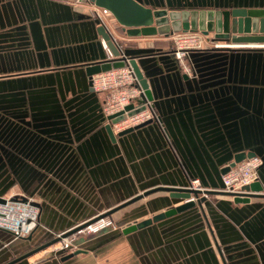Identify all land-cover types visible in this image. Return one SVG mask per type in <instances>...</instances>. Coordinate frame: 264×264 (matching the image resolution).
Wrapping results in <instances>:
<instances>
[{"label":"crops","instance_id":"obj_1","mask_svg":"<svg viewBox=\"0 0 264 264\" xmlns=\"http://www.w3.org/2000/svg\"><path fill=\"white\" fill-rule=\"evenodd\" d=\"M138 1L154 9H264V0ZM90 5L0 0V196L33 197L40 207L29 240L0 230V264L150 190L194 180L209 194L192 208L126 235L77 237L70 253L79 252L68 259L48 249L15 264H264V197L221 194L224 169L252 152L262 160L256 181L264 195V45L193 51L185 75L163 36L128 37L106 16L156 115L111 140L105 94L91 90L86 74L109 57ZM183 201L158 191L110 217L123 227Z\"/></svg>","mask_w":264,"mask_h":264},{"label":"water","instance_id":"obj_2","mask_svg":"<svg viewBox=\"0 0 264 264\" xmlns=\"http://www.w3.org/2000/svg\"><path fill=\"white\" fill-rule=\"evenodd\" d=\"M87 1L97 7L107 9L120 30L131 38L139 37H155L164 36L169 37L175 33L185 32H200L203 35L212 34L213 40L218 42H230L233 45H264V9H181L173 10L166 8H150L144 6L138 0H78ZM98 22V21H97ZM101 35L107 50L112 56V59L103 60L94 64H89L86 67V74L88 76V84L91 90V82L89 81L92 75L106 72L114 68L124 67L127 63L132 67L135 77L138 81L139 86L143 90V100L150 101V92L148 90L147 82L143 78V75L136 63L134 57H126L123 54L122 48L119 47L110 31L105 25L99 22L97 29ZM222 49V48H221ZM231 49V48H230ZM132 105H129L127 109H131ZM144 106L129 112V115L135 114L140 110H143ZM110 123L106 124L105 129L111 140H114V133L111 129V124L116 123L124 119L122 114H116L107 118ZM153 120L143 122L133 128L123 130L116 135L127 134L137 128H140ZM252 152H240L233 158V162L224 169V173L240 163L246 158L254 157ZM262 166V165H261ZM260 166V167H261ZM259 171V170H258ZM244 190L249 192L252 191L255 194H247L244 197H234L235 201L247 202L252 196L264 197L260 195L262 187L258 181H254L248 186L244 187ZM164 191L168 192V195L172 199L184 200L183 203L175 207L165 209L164 211L153 215L150 218L134 222L127 225L122 229L123 234H129L131 232L141 230L152 223H156L165 218L171 217L177 213L183 212L189 208H192L196 203L199 202V195L202 194L199 190L189 188H156L144 193L142 196L135 197L134 199L118 206L100 217L110 216L114 212L121 208L128 206L144 196H148L152 193ZM204 194H209L208 191H204ZM224 195H230L225 192H221ZM191 197L195 198V201L189 200ZM188 200V201H186ZM2 201L0 196V202ZM96 218V219H97ZM95 220V219H94ZM82 226L72 229L68 233L63 234V237H67L71 233L78 231ZM31 235L25 239H30ZM58 239V238H57ZM55 239V241H58ZM52 241L51 243H53ZM48 243L41 247L44 249ZM79 251L69 253L64 258L68 259L78 254ZM30 253H27L15 260H12L6 264H15L21 260L27 258Z\"/></svg>","mask_w":264,"mask_h":264},{"label":"built area","instance_id":"obj_3","mask_svg":"<svg viewBox=\"0 0 264 264\" xmlns=\"http://www.w3.org/2000/svg\"><path fill=\"white\" fill-rule=\"evenodd\" d=\"M89 8L91 17L103 25H105L104 18L106 16L112 17L107 9L93 4ZM170 38H172L174 57L185 75L192 74V68L188 60L191 52L211 48H227L224 46L228 45L214 41L213 36L203 35L200 32L175 33ZM107 52L109 55L107 59H112L108 50ZM89 81L94 91L105 94L102 101V112L106 123H110L107 119L109 116L116 114L124 116L123 120L111 124L114 134L156 118L152 102L143 100V90L139 86L132 67L128 63L124 67L92 75ZM129 105H132L131 109H127ZM141 106H144L143 110L129 115L130 111L138 109ZM261 165L262 160L254 156L246 158L230 168L229 171L222 175V192L230 194L233 198L244 197L249 194V192L244 190V187L256 181ZM190 188L199 190L204 194L197 180L192 181ZM1 199L0 230L7 231L15 239H25L30 236L38 227L40 212L38 204L31 197L26 196L15 198L16 200L11 197L1 196ZM189 200L195 201V198L191 197ZM116 227L117 225L113 219L108 216L100 217L84 224L77 231V234H97L105 229L117 230ZM73 241V238H65L56 249L60 251H72L74 249L72 245Z\"/></svg>","mask_w":264,"mask_h":264},{"label":"rangeland","instance_id":"obj_4","mask_svg":"<svg viewBox=\"0 0 264 264\" xmlns=\"http://www.w3.org/2000/svg\"><path fill=\"white\" fill-rule=\"evenodd\" d=\"M164 37V36H163ZM163 40H165V41H170L171 42V44L173 45V43H172V38H170V36L169 37H164L163 38ZM33 200H34V202L36 203V204H38L36 201H35V199L33 198V197H31ZM16 200V199H15ZM39 206V205H38ZM39 209H40V207H39ZM107 217V216H106ZM109 218H111L110 216H108ZM112 219V218H111ZM94 220V219H93ZM93 220H90V221H86V222H84V223H82L81 225H84V224H87V223H89V222H91V221H93ZM114 221V220H113ZM115 222V221H114ZM116 224V223H115ZM81 225H78V226H76L75 228H77V227H80ZM117 225V224H116ZM129 225V224H128ZM127 225H123V227H121V225H117V230H119V232H122V229L124 228V227H126ZM74 228V229H75ZM72 230V229H71ZM70 230V231H71ZM69 231H66V232H62V233H56V234H52V235H50L47 239H45V240H43V241H41L40 243H36V244H34V245H31L26 251H24L23 253H21L20 254V256L19 257H21V256H23V255H25V254H27V253H30L28 256H27V258H32L33 256H35L36 254H41V253H43V252H45L46 250H48V249H51L52 251L54 250V251H60V250H58V249H56L57 247H58V245H59V243L60 242H62V240L63 239H65V238H73L74 240L77 238V237H81V236H86V235H89V234H86V235H84V234H77V231L76 232H74V233H71L70 235H68L67 237H63L62 235L63 234H65V233H68ZM91 235H93V234H91ZM59 240H58V239ZM55 239H57L58 241H55ZM52 241H54L53 243H51ZM48 243H51V244H49V245H47V247H45L44 249H41V247L42 246H44V245H46V244H48ZM73 243H74V241L72 242V245H73ZM73 248H74V246H73ZM53 251V252H54ZM72 251H74V249H72ZM71 251L70 250H67V251H62L61 252V254L60 255H62L63 253H70Z\"/></svg>","mask_w":264,"mask_h":264},{"label":"trees","instance_id":"obj_5","mask_svg":"<svg viewBox=\"0 0 264 264\" xmlns=\"http://www.w3.org/2000/svg\"><path fill=\"white\" fill-rule=\"evenodd\" d=\"M167 45L169 46V49H171L172 50V48H173V45L171 44V42L170 41H168L167 42ZM173 51V50H172Z\"/></svg>","mask_w":264,"mask_h":264},{"label":"bare ground","instance_id":"obj_6","mask_svg":"<svg viewBox=\"0 0 264 264\" xmlns=\"http://www.w3.org/2000/svg\"><path fill=\"white\" fill-rule=\"evenodd\" d=\"M220 43H221V42H220ZM230 46L235 47V46H238V45L230 44V45H227V46H224V47L231 48Z\"/></svg>","mask_w":264,"mask_h":264}]
</instances>
